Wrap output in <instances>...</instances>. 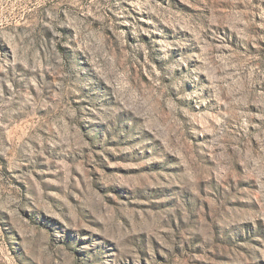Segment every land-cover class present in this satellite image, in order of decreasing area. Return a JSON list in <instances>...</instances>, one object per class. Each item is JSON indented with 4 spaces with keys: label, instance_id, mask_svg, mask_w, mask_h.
Segmentation results:
<instances>
[{
    "label": "rangeland",
    "instance_id": "obj_1",
    "mask_svg": "<svg viewBox=\"0 0 264 264\" xmlns=\"http://www.w3.org/2000/svg\"><path fill=\"white\" fill-rule=\"evenodd\" d=\"M0 264H264V0H0Z\"/></svg>",
    "mask_w": 264,
    "mask_h": 264
}]
</instances>
